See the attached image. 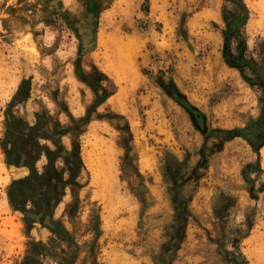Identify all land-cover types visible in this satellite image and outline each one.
I'll list each match as a JSON object with an SVG mask.
<instances>
[{"label": "rangeland", "instance_id": "374dc122", "mask_svg": "<svg viewBox=\"0 0 264 264\" xmlns=\"http://www.w3.org/2000/svg\"><path fill=\"white\" fill-rule=\"evenodd\" d=\"M244 2L224 57L226 0H0V264H264V163L231 134L259 106L256 84L228 63L238 46L262 58L256 0ZM125 45L136 73L118 81L113 50ZM8 116L50 120L76 143L56 230L26 217L32 202L24 212L9 200L6 144L44 138L15 135L17 123L8 133ZM95 136L117 148L106 186L86 162Z\"/></svg>", "mask_w": 264, "mask_h": 264}, {"label": "trees", "instance_id": "16d2710c", "mask_svg": "<svg viewBox=\"0 0 264 264\" xmlns=\"http://www.w3.org/2000/svg\"><path fill=\"white\" fill-rule=\"evenodd\" d=\"M230 3L229 8H222V19L225 22V28L222 30V36H223V56H227V47L228 43L230 42L232 35H234L235 32L240 34L239 29L246 23L249 15V9L244 2V0H226ZM245 52V46L243 47H237L236 54L232 55V58L234 62H231L230 60L228 63L231 66L236 67L241 71L242 76L244 79H246L250 84H256L259 93L257 96V102H258V114L255 117H250L247 119L246 123L238 128L232 129L231 134L232 135H239L243 137L250 145L251 149L256 153V162L260 168L259 160H260V149L264 145V42H263V50L261 52L262 58L260 62H256L253 58H247L244 55ZM247 68L250 70L252 77L247 76L243 69ZM78 77L79 74L77 73ZM83 79V78H82ZM23 86L20 83L17 92L16 97L14 100L19 102L21 101L25 94H22ZM187 106H189L193 111H198L194 106H192L189 102H185ZM8 126L7 131L11 134V128L12 126L16 125L15 127V135L16 134H25L21 129L26 125V123H23L20 118H17L15 116H8ZM37 127H32L30 132H34L37 134L36 131ZM28 134V133H27ZM9 144V143H8ZM4 153L7 154L6 149L4 148ZM34 159V158H33ZM6 160H8L6 158ZM30 167V178L29 182H31L30 187H24L21 186L23 184L24 180H14L12 179L7 190V194L9 197L10 202L15 208L23 209L22 206H17V202L20 200L21 202L25 201L26 199L30 198L32 201H35L34 196V183L35 180L40 174L35 170L33 167V164L31 163L29 165ZM248 171L247 167H244L242 170V174L245 176L246 172ZM34 178V180L32 179ZM27 218L33 219L29 215H26ZM50 230H54L53 228L49 227Z\"/></svg>", "mask_w": 264, "mask_h": 264}, {"label": "flooded vegetation", "instance_id": "af4514ba", "mask_svg": "<svg viewBox=\"0 0 264 264\" xmlns=\"http://www.w3.org/2000/svg\"><path fill=\"white\" fill-rule=\"evenodd\" d=\"M96 5V3H94ZM86 82H91V79L84 77ZM95 82V81H94ZM195 118L198 123L203 121L204 117L199 111H193ZM78 115V114H77ZM47 124L48 131L44 128ZM38 134L46 136L49 140H43L35 144H52L51 147L44 146V155L47 160L42 166V172H39L40 176L36 178L35 182V194L33 196L35 201L28 198L25 201L17 202V206H22L23 211H26L24 207L28 208V202L33 203V210L36 213H40V221L49 215V220L52 223V227L56 230V222L52 220L51 213L57 208L60 203V198H63L64 191L69 184H72L77 177V165L79 163L77 158V146L72 140L68 146H63V141L60 139L63 137L64 129L56 126L52 127L49 123H43L39 128L36 129ZM11 144V143H9ZM15 144V143H14ZM21 144V143H20ZM57 158H61V162L57 165L55 161ZM32 184L29 180H24L21 186L30 187ZM53 200V202H52ZM61 227V225H58Z\"/></svg>", "mask_w": 264, "mask_h": 264}, {"label": "bare ground", "instance_id": "6f19581e", "mask_svg": "<svg viewBox=\"0 0 264 264\" xmlns=\"http://www.w3.org/2000/svg\"><path fill=\"white\" fill-rule=\"evenodd\" d=\"M252 8L254 9L256 16H257L256 18L257 25L264 30V0H256L255 4L252 5ZM113 56L114 57L112 60L113 61L112 71L116 74V79L118 81L122 79L125 80L129 78V76L130 77L134 76V74L136 73V69L133 64V60H132L133 54H132V49L130 48V45L115 47L113 50ZM91 143H92L91 146L93 147V150L91 148V151H93L94 154L93 153L92 154L94 155V157H92L93 155L89 151H87L86 152V162L89 164V166L93 167L94 180H97L99 182L101 181V183L104 182V185H105L111 180L110 179L111 176L109 175L110 173L108 174V171L106 172V170H108L106 168L107 166L108 167L111 166V161H112L111 157L113 153L115 152V149L117 148H114L115 147L114 144L113 145L109 143L107 144L101 137H96V136L94 137V141H92ZM96 153H97V156H96ZM260 154H261L262 162L264 163V145L260 149ZM104 158H107L108 160L104 161L106 160ZM12 172L13 171H11V173ZM111 183H114V182L112 181ZM108 187L109 185H107V188ZM110 187H112V185H110ZM107 191L108 190H106V192Z\"/></svg>", "mask_w": 264, "mask_h": 264}, {"label": "crops", "instance_id": "0c3cea01", "mask_svg": "<svg viewBox=\"0 0 264 264\" xmlns=\"http://www.w3.org/2000/svg\"><path fill=\"white\" fill-rule=\"evenodd\" d=\"M49 121L50 120L44 122V124L49 123ZM32 127H34V128L37 127V124L35 122H33V123H27L26 125H24V127L21 129L25 133V134H23V136L28 135L30 133ZM60 127H63V126H60ZM44 128L48 131L47 124L44 126ZM65 132L66 131H64L63 137L60 139L61 141H63L64 144H61V145H63L64 147L68 146V144H66L64 142ZM41 137L44 138L45 141L49 140L46 136H44L42 134H38V133H37L35 138L39 139ZM25 141H27V140H25ZM50 145H52V144H29L28 141L25 142V144H6L5 149L7 151V154L4 153L5 154L4 156L8 159V163L11 166V171H13L12 173L14 175H18V176H14L12 174V179H14V180H26V179L30 178V167H29V165L31 163L33 165L37 164L38 160H40L43 156H45L44 155L45 153L43 151L44 146L51 147ZM58 159H61V158H57L55 161L57 162ZM21 162H22V164H21ZM37 172L39 173V172H41V170L37 171ZM45 226H47V225H45ZM49 227L50 226H48V228Z\"/></svg>", "mask_w": 264, "mask_h": 264}, {"label": "water", "instance_id": "95a60500", "mask_svg": "<svg viewBox=\"0 0 264 264\" xmlns=\"http://www.w3.org/2000/svg\"><path fill=\"white\" fill-rule=\"evenodd\" d=\"M83 43L86 45V40H83ZM159 83H160V85L164 88V90L169 94V95H171L172 97H174L176 100H180V98H182L183 97V95L180 93V92H178V91H175V93H173L172 92V88H171V86L170 85H166V84H164V82H162L161 80H159ZM185 106H186V108L189 110V112H190V114H191V117L193 118V120H194V122H195V124L197 125L198 124V122H197V120H196V118H195V114H194V112H193V110L189 107V106H187L186 104H185ZM199 125V124H198ZM21 164H22V162H21ZM52 202H53V200H52ZM32 218H34L36 221H40V213H28ZM42 222L45 224V225H47V226H50V227H52L53 225H52V223H51V221L49 220V215H46L43 219H42Z\"/></svg>", "mask_w": 264, "mask_h": 264}]
</instances>
